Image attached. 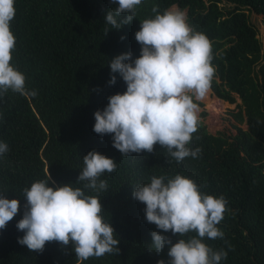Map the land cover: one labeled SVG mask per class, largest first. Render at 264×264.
<instances>
[{
  "label": "trees",
  "instance_id": "obj_1",
  "mask_svg": "<svg viewBox=\"0 0 264 264\" xmlns=\"http://www.w3.org/2000/svg\"><path fill=\"white\" fill-rule=\"evenodd\" d=\"M173 5L186 11L192 28L209 38L214 67L210 88L230 103L236 102L234 94L241 98L245 111L233 115L247 128L237 125L234 135L212 134L198 119L189 143L201 149L196 158L177 162L158 143L152 152L122 155L112 134L93 130L95 111L106 106L109 96L126 90L109 61L126 52L139 56L135 32L140 21L153 17L154 7L163 12ZM115 6L112 0H15L11 63L36 95L8 90L0 97V140L8 145L0 156V192L20 201L17 214L0 229V264H168V246L157 253L151 232L159 231L173 243L196 233L180 237L158 229L146 220L145 204L132 192L153 175L177 173L226 201L217 224L223 237L202 238L213 250L227 252L219 264H264V46L248 13L262 14L264 20V0H142L133 20L118 29L104 19ZM124 15L116 17L118 22ZM112 75L116 81L110 84ZM93 149L116 163L99 178L106 189L85 191L101 200V215L114 228L118 245L112 252L79 260L71 242L47 241L42 251L18 243L24 234L16 227L25 211L24 189L47 179L49 186L82 187L77 181L82 157Z\"/></svg>",
  "mask_w": 264,
  "mask_h": 264
},
{
  "label": "clouds",
  "instance_id": "obj_2",
  "mask_svg": "<svg viewBox=\"0 0 264 264\" xmlns=\"http://www.w3.org/2000/svg\"><path fill=\"white\" fill-rule=\"evenodd\" d=\"M116 5L104 19L112 28H120L135 16L142 0H112ZM174 6V5H173ZM140 21L135 39L140 54L121 53L109 61L112 73H119L126 90L108 97L102 110L94 113L93 130L112 134L113 146L122 155L152 152L155 144L167 149L177 162L185 157L196 158L199 147L191 148L192 134L198 127V105L195 99L206 96L214 74L209 38L192 28L183 11L166 9ZM16 13L15 0H0V97L8 91L35 96L26 87V77L12 61L16 37L11 21ZM123 16L119 22L116 17ZM123 39V37H121ZM112 75L109 83H115ZM8 151L0 140V156ZM83 168L78 182L53 184L49 179L37 180L24 189L25 211L16 227L23 231L18 243L29 250L42 251L47 241L70 242L79 260L112 252L118 245L114 228L101 215V200L86 189L104 190L107 183L99 179L116 168L113 158L93 149L82 157ZM133 197L145 204V218L164 232L183 237L175 243L159 231H152V245L159 253L168 246V264H219L226 258L223 249L213 250L204 241L223 237L217 224L225 211L223 196L202 192L193 179L177 173L172 177H150V182L134 186ZM20 201L0 192V229L18 212ZM157 264H165L158 260Z\"/></svg>",
  "mask_w": 264,
  "mask_h": 264
},
{
  "label": "rangeland",
  "instance_id": "obj_3",
  "mask_svg": "<svg viewBox=\"0 0 264 264\" xmlns=\"http://www.w3.org/2000/svg\"><path fill=\"white\" fill-rule=\"evenodd\" d=\"M228 6V5H227ZM170 9H177V5L172 6ZM181 11V10H180ZM186 16V11H183ZM250 20L259 29V36L262 40L264 46V20L263 15L258 14L255 11H248ZM236 102L230 103L222 98L217 97L212 89L208 90L206 96L202 99H195L198 105L197 115L198 119L202 120V125L205 127L207 133L217 134L220 132H225L226 134H236L237 125L243 128H247L246 122L239 123L234 117L233 113L242 110L245 111L246 104L237 95ZM202 102V105L198 103ZM206 111V115H202V112ZM246 114L244 113V116Z\"/></svg>",
  "mask_w": 264,
  "mask_h": 264
},
{
  "label": "bare ground",
  "instance_id": "obj_4",
  "mask_svg": "<svg viewBox=\"0 0 264 264\" xmlns=\"http://www.w3.org/2000/svg\"><path fill=\"white\" fill-rule=\"evenodd\" d=\"M209 90H210V88H209Z\"/></svg>",
  "mask_w": 264,
  "mask_h": 264
}]
</instances>
